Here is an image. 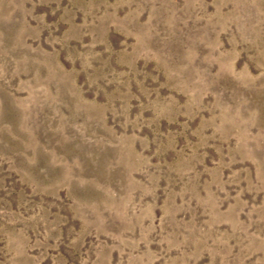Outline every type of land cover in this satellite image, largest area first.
Masks as SVG:
<instances>
[{
	"label": "rangeland",
	"instance_id": "rangeland-1",
	"mask_svg": "<svg viewBox=\"0 0 264 264\" xmlns=\"http://www.w3.org/2000/svg\"><path fill=\"white\" fill-rule=\"evenodd\" d=\"M0 264H264V0H0Z\"/></svg>",
	"mask_w": 264,
	"mask_h": 264
}]
</instances>
